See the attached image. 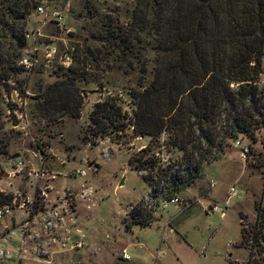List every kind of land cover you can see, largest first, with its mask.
Segmentation results:
<instances>
[{
	"label": "rangeland",
	"instance_id": "374dc122",
	"mask_svg": "<svg viewBox=\"0 0 264 264\" xmlns=\"http://www.w3.org/2000/svg\"><path fill=\"white\" fill-rule=\"evenodd\" d=\"M39 5L47 13L34 10L28 30L60 10L65 25L59 27L51 19L42 26L34 66L22 68L13 78L27 96L16 90L10 96L17 103L18 124L14 117L4 118L7 144L0 153V190L18 207L0 221V250L5 252L0 264H264L261 245L253 239L256 203L264 193L258 159L264 155V127L257 141L239 138L244 147L252 145L249 156L226 137L224 153L205 161L200 176L185 182L175 195L178 201L170 202L162 195V185L155 191L143 177L149 168L129 162L131 156L140 157L149 137L131 127L93 140L87 134L90 111L99 100L109 97L123 107L125 116H132L139 71L134 59L116 61V48L113 51L104 36L113 27L112 19L115 25L117 18L130 20L134 0H40ZM28 43L23 56L34 55L33 43ZM50 47L56 51L50 54ZM87 47L97 65H88L89 82L78 83L80 115L60 111L50 119L39 117L34 97L64 77V52L78 48V54L84 53ZM260 82L264 85V56ZM167 140L165 133L152 139L150 155L159 157L162 167L173 162L177 168L181 152L174 147L168 151ZM232 184L239 194L230 199L226 214L207 213L204 206L225 209ZM140 203L152 212L151 221L132 224L131 210ZM79 231L86 236L84 246L76 248Z\"/></svg>",
	"mask_w": 264,
	"mask_h": 264
},
{
	"label": "trees",
	"instance_id": "16d2710c",
	"mask_svg": "<svg viewBox=\"0 0 264 264\" xmlns=\"http://www.w3.org/2000/svg\"><path fill=\"white\" fill-rule=\"evenodd\" d=\"M39 4L40 0H0V153L7 144L4 118L14 117L13 123L18 124L17 103L10 96L15 90L27 96V90L16 86L13 78L23 68L19 61L29 44L28 17ZM112 26L104 39L113 51L116 48V61L130 63L131 58L133 63L134 59L138 87L132 92L135 100L129 118L109 97L94 104L87 132L90 140L130 127L149 137L140 157L131 156L129 162L149 168L143 177L154 190L162 185V195L169 200L185 182L200 176L205 161L224 153L226 137L257 141V132L264 127V85L260 82L264 0H134L130 20L124 23L117 18L115 25L112 19ZM78 51L73 50V62L64 77L34 97L39 117L50 119L60 111L80 115L78 83L90 81L87 68L97 58L89 55V47L84 53ZM164 133L168 134L164 147L181 152L177 168L173 162L162 167L159 157L150 155L152 139ZM262 143L264 147V134ZM251 153L252 145L246 156ZM258 159L264 175V155ZM11 201L0 190V203ZM140 205L131 210L132 224L151 221L152 212ZM256 209L253 239L264 253V193ZM241 235L243 240L244 228Z\"/></svg>",
	"mask_w": 264,
	"mask_h": 264
},
{
	"label": "built area",
	"instance_id": "2783aa9c",
	"mask_svg": "<svg viewBox=\"0 0 264 264\" xmlns=\"http://www.w3.org/2000/svg\"><path fill=\"white\" fill-rule=\"evenodd\" d=\"M37 10L41 13H47L46 10L44 9V7L42 5H38L37 7ZM51 19L57 24V26L59 27H63L65 25V14L62 10L60 11H54L52 13V15L50 16V18L48 20H45L44 23L34 29V30H27L26 32V37L28 40H31L32 43H33V46H34V55L33 56H23L21 59H20V64L22 65V67L26 70H31L32 67L34 66V62H35V57H36V50H37V47H36V44H37V35L41 33V28L43 25H45L48 21H51ZM56 49L53 48V47H50L49 48V53L51 54L52 52H55ZM73 62V55H72V51H65L63 56H62V60H61V63L63 65V67H65L66 69H68L71 64ZM235 145L236 146H241L242 147V153L244 156H246L247 152H248V147H244L242 145V142L240 139H237L235 140ZM163 161H166L167 158H163L162 159ZM76 173H83L82 170H78ZM213 185L216 184L215 181L212 182ZM71 194V193H70ZM239 194V189L237 187L236 184H232L230 187H229V190H228V195H227V199L223 202V204H225V209H221V207L219 206V204H213V205H209V206H204V209L207 213H215V212H221V215L224 216L226 214V209L228 207V204L230 202V199L234 196H237ZM178 199L176 197L170 199V202H177ZM166 202V201H165ZM14 207H18L17 204L15 202H11V203H4V204H1L0 203V221L2 220V218L4 216H6L7 214H10L12 209ZM85 233L84 232H81L79 231V238L77 239L76 243H75V247L76 248H81L84 246V239H85ZM24 238H25V241L27 240L28 238V235L24 234ZM126 250V249H125ZM5 255V252L4 250H0V256H4ZM129 254L127 252L124 253V257H128Z\"/></svg>",
	"mask_w": 264,
	"mask_h": 264
},
{
	"label": "water",
	"instance_id": "95a60500",
	"mask_svg": "<svg viewBox=\"0 0 264 264\" xmlns=\"http://www.w3.org/2000/svg\"><path fill=\"white\" fill-rule=\"evenodd\" d=\"M124 180L121 181V184H123Z\"/></svg>",
	"mask_w": 264,
	"mask_h": 264
},
{
	"label": "crops",
	"instance_id": "0c3cea01",
	"mask_svg": "<svg viewBox=\"0 0 264 264\" xmlns=\"http://www.w3.org/2000/svg\"><path fill=\"white\" fill-rule=\"evenodd\" d=\"M123 249H126L125 247ZM124 257V256H123Z\"/></svg>",
	"mask_w": 264,
	"mask_h": 264
}]
</instances>
